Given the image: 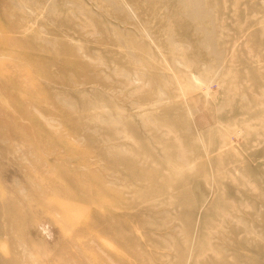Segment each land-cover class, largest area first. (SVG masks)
Segmentation results:
<instances>
[{
    "label": "rangeland",
    "instance_id": "374dc122",
    "mask_svg": "<svg viewBox=\"0 0 264 264\" xmlns=\"http://www.w3.org/2000/svg\"><path fill=\"white\" fill-rule=\"evenodd\" d=\"M0 264H264V0H0Z\"/></svg>",
    "mask_w": 264,
    "mask_h": 264
},
{
    "label": "clouds",
    "instance_id": "9594fccd",
    "mask_svg": "<svg viewBox=\"0 0 264 264\" xmlns=\"http://www.w3.org/2000/svg\"><path fill=\"white\" fill-rule=\"evenodd\" d=\"M48 238L51 239V236L49 235Z\"/></svg>",
    "mask_w": 264,
    "mask_h": 264
}]
</instances>
